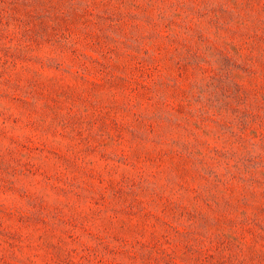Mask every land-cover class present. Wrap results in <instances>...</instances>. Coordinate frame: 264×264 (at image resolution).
Masks as SVG:
<instances>
[{"label": "rangeland", "instance_id": "obj_1", "mask_svg": "<svg viewBox=\"0 0 264 264\" xmlns=\"http://www.w3.org/2000/svg\"><path fill=\"white\" fill-rule=\"evenodd\" d=\"M0 264H264V0H0Z\"/></svg>", "mask_w": 264, "mask_h": 264}]
</instances>
